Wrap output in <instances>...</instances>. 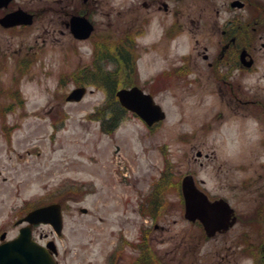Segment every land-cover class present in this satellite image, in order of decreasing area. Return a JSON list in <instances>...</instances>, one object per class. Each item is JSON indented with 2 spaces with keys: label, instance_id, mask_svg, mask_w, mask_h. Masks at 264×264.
Masks as SVG:
<instances>
[{
  "label": "rangeland",
  "instance_id": "rangeland-1",
  "mask_svg": "<svg viewBox=\"0 0 264 264\" xmlns=\"http://www.w3.org/2000/svg\"><path fill=\"white\" fill-rule=\"evenodd\" d=\"M47 1L29 0V5L35 9ZM93 1L102 7L93 16L92 36L100 39L96 35L105 27L108 8L103 9L106 0ZM214 1L222 7L226 0ZM117 2L113 0V7L117 8ZM186 2L188 9L194 4ZM171 3L184 6V0ZM67 19L68 15L57 18V13L44 11L24 28H0V233L6 231V238L15 236L20 226L15 220L28 209L58 202L61 235L46 223L34 225L32 232L42 243L54 240L59 264H108L116 247L120 250L114 264H127L135 254L130 242L137 234L138 200L165 168L166 160L179 176L191 173L196 186L210 197L232 195L230 203L238 211L249 210L255 198H261L262 55L260 72L238 79L241 96L252 100L241 104L218 90L215 79L205 72L189 84L177 76L146 78L160 67L163 57L160 51L144 52L136 81L152 93L165 117L150 129L127 112L114 132L106 133L99 112L109 84L102 78H116L115 87L124 78L118 77L115 58L106 61L102 57L109 44L98 47L99 54L93 53L88 40H73L63 23ZM156 29L155 24V34ZM194 36L189 24L184 37H175L167 45V60H176L181 50L193 44ZM154 37L149 32L144 38L149 42ZM158 46L163 47L160 42ZM247 82L251 89L244 87ZM78 84L86 86L85 93L77 101L66 100ZM248 174L254 179L246 189L234 191L236 196L224 184ZM166 196L152 241L161 257L167 264H215L218 244H232L234 233L223 239L203 235L200 227L185 218L174 182ZM182 240L189 242L185 263L179 249L184 248ZM238 258L237 264H250L249 258ZM259 264H264L262 259Z\"/></svg>",
  "mask_w": 264,
  "mask_h": 264
},
{
  "label": "flooded vegetation",
  "instance_id": "flooded-vegetation-1",
  "mask_svg": "<svg viewBox=\"0 0 264 264\" xmlns=\"http://www.w3.org/2000/svg\"><path fill=\"white\" fill-rule=\"evenodd\" d=\"M45 3L34 9L30 7L29 0H0V19L14 11L30 13L33 18L36 14L51 11L57 13V18L68 15V19L63 23L69 30L72 16L86 18L92 25L90 34L85 38H78L71 32L70 34L74 41L88 40L91 42L92 51L95 54L99 52L94 48L99 49L105 42L109 44L104 46L102 57L106 61H112L114 60L112 58H115L119 65L118 77L124 78L116 89L136 85L144 92L152 94L144 89L136 79L141 76L140 67L144 62L142 59V62L140 61L142 53L154 50L160 51L163 58L160 67L152 75L145 76L146 78L177 76L189 84L199 80L205 72L215 79L218 90L223 94L228 93L231 98L241 104H249L252 101L241 96L237 82L238 79L251 78L261 69L260 57L261 55L262 59L264 57V0H226L222 7L216 6L214 0H200L199 2L193 0L194 4L190 9L187 8L186 0H184V6L178 3L173 4L171 0H118L117 8L113 7V0H106V2L103 1V9L108 8L105 11L108 17L104 29L97 32L96 37L100 39L92 36L95 31L94 13L102 8L96 1L48 0ZM103 9L101 11H104ZM155 24L156 34L152 31ZM189 24L195 35L193 44L181 50L176 60H167L166 57L170 55V48L167 45L175 37H184ZM25 26L16 24L6 27L0 22V28L6 30ZM149 32L156 38L148 39L149 42H146L144 37H147ZM197 34H200L199 38ZM159 42L163 47L158 46ZM161 48H164L163 51ZM197 59L200 65L196 62ZM114 76L117 77L116 74ZM244 87L251 89V83H245ZM157 124L154 123L150 129ZM163 167L165 168L159 171L157 178L149 184L148 192L143 195V199L138 200L137 234L130 242L135 254L127 264H167L161 257L160 251L152 243L153 231L159 227L157 219L167 201V189H170L173 182L176 190L179 189L182 211L185 212L182 193L185 180L192 181L209 200H225L233 208L227 225H220L213 235L223 239L230 233H234L232 244L235 247H232L231 243L229 245L219 243L216 249L215 264H237L240 256L249 258L250 264H259L261 259L264 262V193L261 194L260 199L255 198L249 210L238 211L230 203L232 195L218 194L210 197L203 187L196 186L191 173H182L179 176L181 173L170 170L168 160L165 161ZM244 170L247 169L244 168ZM253 179V176L248 174L233 180L234 182L227 180L224 184L236 196L234 191L246 189ZM159 192L162 194L160 195ZM185 218L200 227L201 233L205 235L204 225L199 218L190 219L186 214ZM254 225L255 229H253ZM121 238L125 240L123 236ZM182 242L184 248L181 246L179 249L184 256L185 263L186 246L189 242L183 240ZM126 243L129 242L126 241ZM119 250L120 247L113 248L108 264H114Z\"/></svg>",
  "mask_w": 264,
  "mask_h": 264
},
{
  "label": "water",
  "instance_id": "water-1",
  "mask_svg": "<svg viewBox=\"0 0 264 264\" xmlns=\"http://www.w3.org/2000/svg\"><path fill=\"white\" fill-rule=\"evenodd\" d=\"M4 26L16 23H31L32 15L20 11L7 14L0 19ZM92 29L89 21L81 16L70 18V30L74 35L83 38L89 35ZM84 86L73 88L66 96L67 100L77 101L85 93ZM119 102L127 109L135 112L148 125L164 118L165 113L159 104L155 103L150 94L133 86L130 89L116 90ZM182 193L185 200V211L188 218L198 217L204 224L207 232L213 233L220 225H227L229 213L232 209L224 201H209L204 193L195 188L192 181L185 180ZM85 211V208H82ZM27 221L28 224L20 227L17 236L0 243V264H56L53 257L55 247L53 241L41 244L32 238V224L50 223L57 233H60L62 219L58 203H50L30 210L17 222ZM4 234L1 235V238Z\"/></svg>",
  "mask_w": 264,
  "mask_h": 264
},
{
  "label": "trees",
  "instance_id": "trees-1",
  "mask_svg": "<svg viewBox=\"0 0 264 264\" xmlns=\"http://www.w3.org/2000/svg\"><path fill=\"white\" fill-rule=\"evenodd\" d=\"M108 75V74H107ZM109 86L107 87V98L103 104V106L100 109L98 108L101 112H99L101 118V128L104 132H112L113 129L116 127L118 121L123 117L125 110L119 105L118 101L116 100L115 96V82L116 78L112 79L110 77H103L102 78ZM92 116V115H90ZM109 124V125H108Z\"/></svg>",
  "mask_w": 264,
  "mask_h": 264
}]
</instances>
